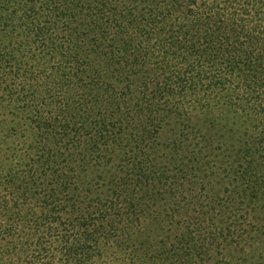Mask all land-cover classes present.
<instances>
[{
	"label": "trees",
	"instance_id": "1",
	"mask_svg": "<svg viewBox=\"0 0 264 264\" xmlns=\"http://www.w3.org/2000/svg\"><path fill=\"white\" fill-rule=\"evenodd\" d=\"M0 131V264H264V0H0Z\"/></svg>",
	"mask_w": 264,
	"mask_h": 264
},
{
	"label": "rangeland",
	"instance_id": "2",
	"mask_svg": "<svg viewBox=\"0 0 264 264\" xmlns=\"http://www.w3.org/2000/svg\"><path fill=\"white\" fill-rule=\"evenodd\" d=\"M4 146L6 147V139H4V137H3V135H2V133L0 131V147L3 148ZM256 210H257L259 215H264V206L262 204L257 205V209Z\"/></svg>",
	"mask_w": 264,
	"mask_h": 264
}]
</instances>
